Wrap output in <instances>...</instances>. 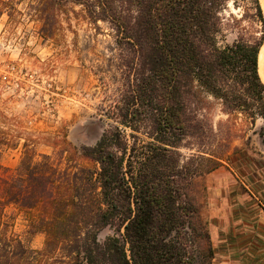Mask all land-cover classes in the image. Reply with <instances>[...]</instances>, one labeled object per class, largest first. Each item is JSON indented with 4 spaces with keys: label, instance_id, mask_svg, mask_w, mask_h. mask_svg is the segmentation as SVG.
Here are the masks:
<instances>
[{
    "label": "trees",
    "instance_id": "trees-1",
    "mask_svg": "<svg viewBox=\"0 0 264 264\" xmlns=\"http://www.w3.org/2000/svg\"><path fill=\"white\" fill-rule=\"evenodd\" d=\"M16 1L28 2L45 40L77 6L92 23L113 29L117 45L127 48L128 74L135 73L127 76L128 107L118 111L120 125L133 133L130 139L117 127L94 147L65 141L57 155L39 158L27 139L15 171L0 165V264H194L189 231L207 239L208 226L192 198L195 180L231 166L233 154L247 156L231 146L247 132L221 127L239 115L264 124L261 0ZM12 3L0 0V13ZM198 94L218 101L228 117L217 131L213 124L204 129L207 101L193 109ZM188 139L218 145L183 161ZM2 144L13 147L15 139ZM106 228L114 235L100 241ZM39 235L44 244L35 249L31 239Z\"/></svg>",
    "mask_w": 264,
    "mask_h": 264
},
{
    "label": "rangeland",
    "instance_id": "rangeland-1",
    "mask_svg": "<svg viewBox=\"0 0 264 264\" xmlns=\"http://www.w3.org/2000/svg\"><path fill=\"white\" fill-rule=\"evenodd\" d=\"M2 1L13 2V8L8 10L12 18L7 10L0 13V165L15 171L25 153L27 139L32 140L29 144L37 158L57 155L65 141L76 148L94 147L104 133L117 127L131 139L133 132L120 125L118 111L128 107L127 79L131 76L133 79L135 73L128 74V62L122 58L127 48L117 45L113 29L101 21L92 23L85 18L83 8L77 6L69 18L64 16L62 26L53 38L45 40L40 33V24L30 16L28 2ZM233 39V36L228 37L229 42ZM202 100L210 105L209 110L202 112L206 116L204 129L209 131L213 124L217 131V124L228 117L223 114L218 101L204 94L195 97L193 109ZM144 119L142 116L140 121L143 123ZM263 125L261 120L256 125H249L239 115L229 125L221 127V131L231 127L237 133L247 132L244 139L231 142L233 149H242L247 156L233 154L231 161L235 165L224 164L220 172L231 183H236L235 179L238 181L235 189L240 193V200L234 209L238 210L237 223L241 221V224L237 227L245 222L264 226V138L259 135ZM134 134L140 141H148L144 134ZM11 139H15V146L2 144ZM57 140L61 144L55 148ZM217 145L211 139L203 143L188 139L180 152L186 161L200 149L213 150ZM230 168L235 172L241 168L244 175H251L249 177L254 181L262 179L263 183L247 189L240 181L243 174L237 172L239 178H236ZM208 175L195 180L192 192L201 222L208 224L207 239L189 231L186 243L188 251L195 257L194 264H226V254L221 252L222 243L214 242L211 237L210 209L203 200L208 197L205 188ZM218 178L221 177L216 176L213 180ZM250 191L255 198L250 196ZM22 229V218L19 217L17 230ZM112 235L114 229L106 228L99 234V240L104 241ZM43 244L42 235L31 239L35 249L42 248ZM231 261V264H264V250L251 248L247 255L232 257Z\"/></svg>",
    "mask_w": 264,
    "mask_h": 264
},
{
    "label": "crops",
    "instance_id": "crops-1",
    "mask_svg": "<svg viewBox=\"0 0 264 264\" xmlns=\"http://www.w3.org/2000/svg\"><path fill=\"white\" fill-rule=\"evenodd\" d=\"M221 170L222 168H219L208 175L205 182L207 183L205 188L208 197L203 200L206 201L207 208L210 209L209 229L211 237L214 242L222 243L221 252L224 251L226 254V264H231L232 257H240L244 253L247 255L251 248L252 250H264L262 249L264 247V226L263 224L256 226L253 223L245 222L242 226L237 227L238 224H241V221L237 223L239 213L237 209H234L240 200V193L235 189L238 186L236 185L238 181L235 179L236 183H231L227 178H224L225 176L221 175ZM231 170L236 178H239L237 171ZM216 176L221 178L213 180ZM249 176L251 175L246 174L243 175V179H240L245 188H256V184L263 183L262 179L254 181ZM250 192V196L255 198L254 193Z\"/></svg>",
    "mask_w": 264,
    "mask_h": 264
},
{
    "label": "bare ground",
    "instance_id": "bare-ground-1",
    "mask_svg": "<svg viewBox=\"0 0 264 264\" xmlns=\"http://www.w3.org/2000/svg\"><path fill=\"white\" fill-rule=\"evenodd\" d=\"M263 10H264V0H261ZM259 73L260 76L264 82V46L261 49L260 55H259Z\"/></svg>",
    "mask_w": 264,
    "mask_h": 264
}]
</instances>
